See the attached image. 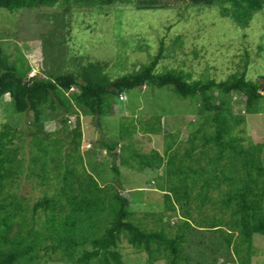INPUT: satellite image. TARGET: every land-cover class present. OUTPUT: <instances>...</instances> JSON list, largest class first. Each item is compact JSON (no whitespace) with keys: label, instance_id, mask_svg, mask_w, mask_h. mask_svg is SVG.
<instances>
[{"label":"trees","instance_id":"16d2710c","mask_svg":"<svg viewBox=\"0 0 264 264\" xmlns=\"http://www.w3.org/2000/svg\"><path fill=\"white\" fill-rule=\"evenodd\" d=\"M129 0H0V8L13 12L19 9L65 6L95 7ZM222 18H229L237 26L246 28L252 16L264 11V0H212ZM157 54L137 71L112 78L99 64L89 63L76 72L54 76L52 81L25 80L24 72L9 64L0 47V98L8 96L14 113L29 111L37 134H41V110L72 109L62 93L71 91L74 105L83 115L99 121L110 114L114 99L123 91L149 84L157 89H167L177 98H197L203 125L187 139L189 147L179 156L165 145L162 154L155 150L138 153L131 144L120 141L130 137L129 127L119 124L118 140L105 146L110 157V171L115 184L120 175L119 166L145 169H163L165 183L161 189L166 210L175 207L185 224H176L175 233L162 226L147 229L132 220L129 200L117 191L114 184L99 186L92 175L69 166L72 159L66 155L62 163L55 141L34 137L36 147L30 158L27 178L37 179L43 193L34 202L16 191L23 162L19 147L14 144L16 131L9 125L0 130V264H43L44 258L58 254L62 260L74 264H121L116 250L120 237L138 251L146 254L147 263L164 259L165 264H191L186 252L187 232L190 230L213 232L228 252L232 246L240 264H246L252 255L253 237L264 238V164L263 146L247 144L240 136L231 135V121L242 124L243 119L233 116L231 93L244 98L246 112L256 111L264 95V77L253 82L245 79L247 60L241 71L225 80H191L182 70L167 69L155 73L161 58ZM145 124L144 131H159V118ZM156 124V125H155ZM71 150L76 152L81 138L80 124L68 132ZM201 147L199 155L193 152ZM204 161V165L200 164ZM54 165V168H50ZM224 185L225 190H220ZM199 188V191L195 190ZM211 191H219L212 199ZM206 202L216 214L202 212ZM201 207V219L192 218L191 204ZM199 215V213H198ZM89 246L86 250L84 247ZM242 246V247H241ZM228 259L221 264H227ZM195 264H202L196 262Z\"/></svg>","mask_w":264,"mask_h":264},{"label":"rangeland","instance_id":"374dc122","mask_svg":"<svg viewBox=\"0 0 264 264\" xmlns=\"http://www.w3.org/2000/svg\"><path fill=\"white\" fill-rule=\"evenodd\" d=\"M0 47L9 64L24 72L25 80L52 81L54 76L76 72L89 63L99 64L112 78L137 71L149 62L161 48L162 55L155 73L167 69L182 70L191 80H225L242 70L247 60L245 79L256 82L264 77V11L255 13L246 28L229 18H222L212 0H129L108 6L80 7L56 4L52 7L19 9L13 12L0 8ZM71 90L61 98L71 103L72 109L41 110V134H37L32 114L14 113L8 96L0 98V130L9 125L16 131L14 144L19 147L23 173L19 176L16 191L29 204L43 193L35 178H27L30 158L36 147L34 137L52 140L59 149L57 159L69 166L92 175L99 186L114 184L120 194L130 202L132 220L147 229L162 226L175 233L176 224H185L175 207L166 210L162 197L165 183L163 169L137 171L119 166L118 184L110 171V157L102 143L118 140L119 124L129 127L130 137L120 141L131 144L138 153L155 150L160 154L166 144L181 156L189 147L187 139L203 125L197 98L182 100L167 89L149 84L123 91L114 99L110 114L99 118L83 115L71 99ZM233 116L243 119L242 124L231 121V135L243 138V143H260L264 164V95L256 111L246 112L244 98L239 93L226 96ZM159 118L160 129L151 134L144 131L145 124ZM76 120L80 124L81 138L76 152L71 150L68 132ZM156 125V124H155ZM201 147L194 154L199 155ZM200 164L203 166L204 161ZM49 167L54 168V165ZM222 185L220 190H225ZM195 190L199 191L197 187ZM219 191H211L212 199ZM190 214L201 219V207L191 204ZM206 202L202 212L216 214ZM199 213V215H198ZM186 252L190 263L240 264L232 246L227 252L221 239L213 232L190 230L187 232ZM242 247V246H241ZM89 250V246L84 247ZM116 250L121 264H148L146 254L130 246L120 237ZM44 258L43 264H74L62 260L58 254ZM96 264V261L90 262ZM152 264H165L160 259ZM246 264H264V238L253 237L252 255Z\"/></svg>","mask_w":264,"mask_h":264}]
</instances>
